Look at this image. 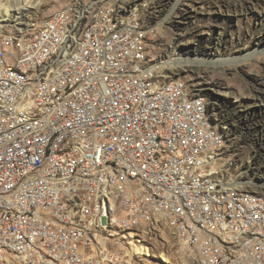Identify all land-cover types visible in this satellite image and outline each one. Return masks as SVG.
<instances>
[{
	"label": "built area",
	"instance_id": "built-area-1",
	"mask_svg": "<svg viewBox=\"0 0 264 264\" xmlns=\"http://www.w3.org/2000/svg\"><path fill=\"white\" fill-rule=\"evenodd\" d=\"M91 1V22L78 43H71V33L57 36L64 18H56V10L66 11V16L73 13L68 0L31 31L35 41L21 40L25 50L10 44V24H0V79L7 75L8 62H20L22 69L36 70L38 86V77L50 66L29 68V60L53 48L66 51V66H61L59 77L51 79L45 96L34 98L30 105L41 107L44 101L59 99V107L44 110L43 118L22 121L17 110L11 112V118L3 117V110H9V102L16 96L26 101L29 85H20V89L10 86L0 95V189L18 186L17 194L0 196V249L6 248V243L15 244V254L25 257V264H60L57 254L68 255V264H123L134 259L121 255L117 261H108L107 252L113 247L105 245L99 254L85 247V239L104 241L107 235L100 222L89 236L66 233V226L88 227L95 198L107 182V175H114L112 184L140 183V191L120 196L124 210L115 215L116 223H122L124 216L140 214L146 222L158 224L150 218L153 209L177 213L175 222H184L178 238L193 255L203 259L215 255V261L222 264H244L242 256L229 257L216 251L221 236L231 235L230 245H251L252 264H264L263 203L243 199V203L253 204V214H245L235 208V198L195 195V188H200L196 185V159L204 160L205 147L213 142L199 106L183 105L180 87L155 86L159 102H141L137 89L141 73L159 67H153L152 61L141 62V67L130 66L129 55H133L132 45L136 44L134 23L116 19L125 20V29L107 30L109 15H105V8L118 11L116 0ZM147 29L146 25L139 27ZM68 44H75V52H68ZM64 87H76V94L61 97ZM184 112H192V121H185ZM51 120L59 121L58 129L49 130ZM10 123H17V131H10ZM91 123H99V130L77 142L80 152H54V143L61 134ZM201 138H208V145H201ZM43 142H51V149L43 150ZM38 156H45L43 166H34ZM107 157L117 158L118 167L110 168ZM94 162H102L103 170H93ZM175 162H185V169L183 174H177V180H170L169 171H174ZM219 170L220 166L213 169ZM95 178H102V187H95ZM79 183H86V192L80 199H72ZM146 186H153V193H146ZM186 216H195V223H186ZM17 225H26L22 236H15ZM215 227H222V235H215ZM245 230H254L251 240L242 239ZM64 238L77 239V250H52V242ZM26 241H33V248H26ZM35 245L45 246L47 261L37 256L36 260H28V252H34ZM6 262L11 264L10 260Z\"/></svg>",
	"mask_w": 264,
	"mask_h": 264
},
{
	"label": "bare ground",
	"instance_id": "bare-ground-1",
	"mask_svg": "<svg viewBox=\"0 0 264 264\" xmlns=\"http://www.w3.org/2000/svg\"><path fill=\"white\" fill-rule=\"evenodd\" d=\"M25 0H0V24H10V13L14 9H24ZM70 8H73V13L66 16V11L56 10V18H64L63 24L57 29L58 37H66L70 33L71 43H78L83 37L84 29L91 22L90 10L94 8V1L86 2L81 0H68ZM96 2H104V0H96ZM116 10L105 8V15H109L107 30H124L125 20L130 19L132 24V32H134L135 43L132 45V54L129 55V65L132 67H141V62L151 61L149 48L145 31L139 30L143 27V20L140 13L136 11H123L115 5ZM18 22V21H16ZM21 23V22H20ZM18 24V23H16ZM18 27H13L10 24L8 34H10V44L17 45V50H25L24 42L35 41V34H32L29 26V21ZM24 41V42H21ZM0 41H3V32L0 30ZM68 52H75V44H68ZM185 64V63H184ZM50 70H45L42 77H38V86L36 70L22 69L20 62L7 63V75L0 79V95L3 92H8V87L11 89H20V85H29V91L26 95V101H23V96H16L13 102H9V110H3L4 118H11V112H16L17 117L22 121L38 120L43 118L44 110H51L59 107V99H50L41 103V107L30 108L34 104V98L45 96L49 81L59 77L61 66H66V51L64 48H53L45 50L42 54H36L29 60V68L48 67ZM152 66L156 67L153 62ZM17 80V82H14ZM155 86L158 88L180 87L181 101L185 106H199L203 124L207 127L209 139L213 140L211 146L205 147L204 160L196 159V185L200 188H195V195L200 196H223L227 198H235V208L242 209V213L253 214V204L243 203V199L249 202L263 203L260 204V211L264 212V193L247 190L234 180L227 178L222 170L217 172L213 169L218 167V161L221 156V151L226 143V134L214 122L210 113V99L201 94L198 89L189 84L182 78H165V75L159 70H151L142 72L138 82V96L141 102L157 103L159 95L155 92ZM76 94V87H64L61 90V97H71ZM185 121H192V112H184ZM0 127H2V119H0ZM59 128L58 120L49 121V130ZM99 130V123H91L79 127V130H68L66 134H61L54 143V152H80V144L77 143L88 135L95 134ZM10 131H17V123H10ZM201 145H208V138H201ZM51 142H43V150H50ZM45 156H38L34 159V166H43ZM107 164L110 168L118 167V160L115 157H107ZM221 167V166H220ZM224 167V166H223ZM222 168V167H221ZM185 162H175L174 171H169L170 180H177V174H183ZM93 170H103L102 162H94ZM226 181L228 183H226ZM114 175H107V182H104L102 187V178H95V187H102L95 198V207L92 213L89 214L88 227L66 226V233L77 234L80 236H89L90 231H96L100 222L102 231L107 235L104 236V241L96 239H85V247L92 254H99L100 249H104L105 245L111 248L107 252L108 261H117L121 255L125 258H133L134 254H140L136 244H142L146 239L145 236L156 233L161 227L169 229L172 237L176 240L180 250L186 259L187 264H222V261H215V255H207L205 258L193 255L190 250H187L181 239L184 222H175L177 213H169L161 209L150 210V218H154L152 224L146 222V219L140 218V214H131V216L122 217V223L115 222V215L122 213L124 210V202L120 196H128V191H140V183H116ZM226 183V184H225ZM86 192V183H79L75 186L72 192V199H80ZM18 193V186H5L0 189V196H8ZM146 193H153V186H146ZM113 205V206H112ZM145 222V223H143ZM186 223H195V216H186ZM116 231H118L116 233ZM134 231V237L127 236L126 233ZM26 232V225L15 226V236H22ZM215 235H222V227H215ZM143 237H145L143 239ZM254 237V230H245L242 232L243 240H251ZM134 239L136 244L130 240ZM232 243L231 235H222L221 242L216 243V251L222 255L229 257L242 256V263H254V255L252 254V246L247 244ZM132 244L134 245V253ZM121 245V247H118ZM26 248H33V241H26ZM52 250H60V252H69L77 250V239L64 238L60 242H52ZM16 245L6 243V248L0 249V264H8L6 260H10L11 264H25V257L15 254ZM36 256L40 261H47L48 252L45 246L35 245L34 252H28V260H36ZM162 256L168 261L167 254ZM132 260L125 261L123 264H132ZM57 261L60 264H68V255L57 254Z\"/></svg>",
	"mask_w": 264,
	"mask_h": 264
},
{
	"label": "rangeland",
	"instance_id": "rangeland-1",
	"mask_svg": "<svg viewBox=\"0 0 264 264\" xmlns=\"http://www.w3.org/2000/svg\"><path fill=\"white\" fill-rule=\"evenodd\" d=\"M25 1L27 10L14 9L9 23L20 28L29 21L34 30L67 0ZM115 5L140 12L150 59L165 78H182L213 100L210 113L226 134L218 161L225 176L264 193V0H116ZM126 235L134 237V231ZM145 237L142 244L130 240L141 252L132 264H187L168 228Z\"/></svg>",
	"mask_w": 264,
	"mask_h": 264
},
{
	"label": "water",
	"instance_id": "water-1",
	"mask_svg": "<svg viewBox=\"0 0 264 264\" xmlns=\"http://www.w3.org/2000/svg\"><path fill=\"white\" fill-rule=\"evenodd\" d=\"M211 102L213 103V100L211 99Z\"/></svg>",
	"mask_w": 264,
	"mask_h": 264
}]
</instances>
